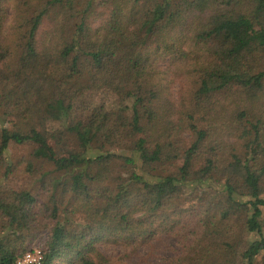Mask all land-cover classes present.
<instances>
[{"label": "trees", "instance_id": "trees-1", "mask_svg": "<svg viewBox=\"0 0 264 264\" xmlns=\"http://www.w3.org/2000/svg\"><path fill=\"white\" fill-rule=\"evenodd\" d=\"M0 67L41 68L0 80L2 177L11 142L53 165L47 201L0 186V264L38 228V264H141L165 231L157 264H264V0H0Z\"/></svg>", "mask_w": 264, "mask_h": 264}, {"label": "rangeland", "instance_id": "rangeland-1", "mask_svg": "<svg viewBox=\"0 0 264 264\" xmlns=\"http://www.w3.org/2000/svg\"><path fill=\"white\" fill-rule=\"evenodd\" d=\"M41 68H29L26 70L19 69H5L0 67V80L5 78H10L11 90L17 95H23V88L25 82L39 74ZM178 87L179 81H176L173 86V92L175 99H178ZM81 114V111L77 109L73 116L75 117ZM72 116V117H73ZM10 119V118H8ZM8 127H12V120L7 121ZM54 126H59L55 123ZM49 144L55 150V152L60 155L63 153L62 147L55 141H49ZM36 147V144L32 140H26L22 143L11 142L9 144L8 151L6 153V159L11 164L12 168L7 176L2 177L1 173L3 171L0 166V186L12 189H27L31 192L37 194L40 202L47 201L48 192L44 190L42 185L44 181V173L53 170V165L48 161L45 155V150L42 149V157H36L31 154V151ZM29 162V163H28ZM28 164L30 166L28 167ZM191 187H183L184 194L190 193ZM207 191V188L204 189ZM187 202V201H186ZM185 200L182 201L181 205L186 204ZM160 221V220H158ZM45 231L42 228L35 230L33 239L29 240L27 248L23 251L37 250L42 251L44 244ZM179 238L172 232H158L154 234L153 239L144 247H141L136 255H133L131 261L136 263L141 258H143L141 264H157L162 263L165 259L174 256L177 251L181 250ZM97 248L101 253L106 255L111 263L114 264H125L130 260L126 257H121L126 248L122 245L114 243L112 241L106 242L102 241L97 245ZM22 253V254H23ZM21 254V255H22ZM20 255V256H21Z\"/></svg>", "mask_w": 264, "mask_h": 264}, {"label": "built area", "instance_id": "built-area-1", "mask_svg": "<svg viewBox=\"0 0 264 264\" xmlns=\"http://www.w3.org/2000/svg\"><path fill=\"white\" fill-rule=\"evenodd\" d=\"M42 259V251L28 250L19 256L16 260V264H38Z\"/></svg>", "mask_w": 264, "mask_h": 264}]
</instances>
